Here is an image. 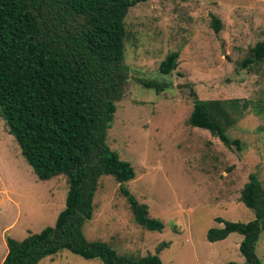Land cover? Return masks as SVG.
I'll use <instances>...</instances> for the list:
<instances>
[{"label": "rangeland", "instance_id": "1", "mask_svg": "<svg viewBox=\"0 0 264 264\" xmlns=\"http://www.w3.org/2000/svg\"><path fill=\"white\" fill-rule=\"evenodd\" d=\"M212 14L220 19L218 32ZM124 23L128 79L106 142L134 168L135 177L124 185L164 226L158 231L137 224L120 183L102 175L93 216L82 231L135 256L154 254L166 242L158 252L162 264L242 262L240 234L209 241L206 233L222 226L217 217L254 218L240 200L251 172L264 187V61L242 64L264 39V0H144L129 8ZM172 51L178 52L177 65L161 74L159 64ZM143 80L165 86L156 91ZM195 98L249 101L227 129L240 148L187 122ZM67 189L63 174L37 178L0 116V264L6 237L22 240L54 225ZM255 251L264 264V231ZM37 264L104 263L61 250Z\"/></svg>", "mask_w": 264, "mask_h": 264}, {"label": "trees", "instance_id": "2", "mask_svg": "<svg viewBox=\"0 0 264 264\" xmlns=\"http://www.w3.org/2000/svg\"><path fill=\"white\" fill-rule=\"evenodd\" d=\"M144 0H0V116L18 143L37 178L63 174L68 189L65 205L53 226L44 227L22 240L6 237L7 252L1 264H37L42 258L68 250L104 264H162L158 252L144 256L120 254L109 243L89 240L82 231L93 216L94 195L102 175L120 183L135 222L147 230H162L163 223L149 215L124 185L135 177L129 161L120 158L106 142L116 102L124 93L128 67L123 63L130 7ZM218 32L220 19L212 14ZM178 52L159 64L161 74L171 73ZM264 61V39L250 48L242 64ZM156 91L165 84L143 80ZM248 100L233 98L193 101L188 123L209 130L228 147L240 148V140L227 134ZM241 202L254 213L247 221L217 217L220 227H210L206 238L222 240L230 233L242 236V262L263 264L255 248L264 231V187L251 172L240 191Z\"/></svg>", "mask_w": 264, "mask_h": 264}]
</instances>
